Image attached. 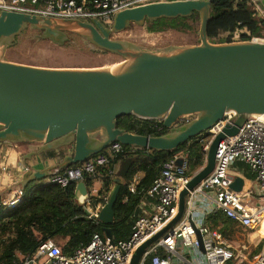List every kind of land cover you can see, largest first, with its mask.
Wrapping results in <instances>:
<instances>
[{
	"label": "water",
	"instance_id": "water-1",
	"mask_svg": "<svg viewBox=\"0 0 264 264\" xmlns=\"http://www.w3.org/2000/svg\"><path fill=\"white\" fill-rule=\"evenodd\" d=\"M210 0L153 2L118 11L110 26L98 18L91 21L45 16L17 10H0V143L28 140L42 143L41 151L69 147L72 151L49 169H63L82 162L117 141L123 145L172 151L181 143L207 133L227 111H234L210 140L204 166L192 175L190 189L215 166L219 142L233 136L250 115L264 114V42L236 40L213 42L208 38ZM199 16L198 43L166 50L139 48L131 42L112 39L131 24L146 20ZM31 27L62 44L74 33L89 44L116 54L121 60L110 66L51 67L4 58L9 41ZM160 119L169 129L162 135H141L117 127L124 115ZM191 117L182 123L185 117ZM130 158L121 161L117 176L98 220L113 222V206ZM34 174L31 180L45 178ZM239 176L231 184L242 189ZM183 189L177 214L133 252L129 264H139L145 249L180 219L184 209ZM84 180L74 188L78 203L88 197ZM86 213H89L86 210ZM138 213L137 209L135 215ZM104 235L114 243L110 227ZM200 249L201 235L197 233Z\"/></svg>",
	"mask_w": 264,
	"mask_h": 264
},
{
	"label": "built area",
	"instance_id": "built-area-1",
	"mask_svg": "<svg viewBox=\"0 0 264 264\" xmlns=\"http://www.w3.org/2000/svg\"><path fill=\"white\" fill-rule=\"evenodd\" d=\"M176 0H0V10H17L45 16L75 18L91 21L98 18L105 25L113 21L114 15L123 9L153 2ZM254 4L255 1L251 0ZM29 5H40L39 9ZM256 17H264V9L254 8ZM251 36L246 28H236L219 35L229 37L230 41L253 40L264 42V35ZM191 117H185L182 123ZM234 111H227L221 120L211 127L203 148L207 152L210 140L225 124H231ZM123 151V144L113 142L103 151L86 160L63 169H53L47 183L62 188L71 183L94 177L101 168L106 176L112 178L117 169L113 163L116 154ZM236 160L246 163L255 174L259 201L255 192L235 191L231 184L235 180L230 167ZM5 169V168H4ZM193 174L189 172L187 157L179 152L163 161L146 194L154 199L152 212L140 214L132 225L127 239L111 243L106 236L94 233L90 241L77 247L72 254L66 255L53 240L41 241L31 255L19 256L12 264H129L133 252L149 237L160 231L178 212L179 196H184V209L177 223L150 244L143 252L139 264H229L237 259L240 250L229 241L219 229L210 227L206 221L216 216L228 218L244 227L247 231L257 229L264 237V120L259 115H250L238 132L222 139L217 147L215 166L210 174L197 185L188 188ZM135 186L131 184L130 191ZM24 197V190L17 188L8 198L0 200V207L10 210L18 207ZM103 203L87 213L88 218L98 220ZM99 221V220H98ZM197 233L201 235L203 250ZM258 238V240L260 239ZM250 264H264V255L249 261ZM0 264H5L0 259Z\"/></svg>",
	"mask_w": 264,
	"mask_h": 264
},
{
	"label": "trees",
	"instance_id": "trees-1",
	"mask_svg": "<svg viewBox=\"0 0 264 264\" xmlns=\"http://www.w3.org/2000/svg\"><path fill=\"white\" fill-rule=\"evenodd\" d=\"M210 1V20L207 30L211 41L219 34L236 28H246L251 36L260 35L264 29V17L255 16L248 4L249 0ZM145 25L149 32H162L167 29L190 32L198 28L199 16L193 12L188 17L146 20ZM251 36L243 34L242 38L249 39ZM227 41H230L229 37L219 42ZM91 46L98 53L109 54L106 50ZM117 127L135 134L150 136L169 132L160 119L140 118L132 114L118 118ZM207 137V133H202L181 143L172 151L149 148L130 151L133 146L123 145V151L114 156L113 163L125 158H130L131 161L113 206L114 217L111 224H103L94 218H88L86 213V210L94 208L97 203H105L112 188V180L108 176L103 180V188L96 195L89 194L83 203H78L74 198V183L62 188L44 181L28 187L18 207L4 210L0 214V259L5 264H12L13 260L18 261V255H31L39 243L46 239L53 240L64 254L70 255L80 245L87 244L94 233L104 237L103 227L111 228L114 241L127 239L131 234L134 221L140 215V211L138 215H135L136 208L139 207L142 199L147 198L146 192L163 161L177 152H182L188 159L189 172L197 170L203 164L207 153L203 148ZM60 154L64 156L63 152ZM100 171L106 175L104 168ZM138 172H142L143 175L132 192L130 185L135 183ZM88 179L86 178L85 181L87 182ZM213 219L209 222L210 227H215L217 224ZM222 222L227 226L230 219L224 218ZM233 234L231 231L228 234L229 238H232ZM262 240H258V245H262L261 242L264 241ZM145 264L150 263L147 261Z\"/></svg>",
	"mask_w": 264,
	"mask_h": 264
},
{
	"label": "rangeland",
	"instance_id": "rangeland-1",
	"mask_svg": "<svg viewBox=\"0 0 264 264\" xmlns=\"http://www.w3.org/2000/svg\"><path fill=\"white\" fill-rule=\"evenodd\" d=\"M253 1H255V4L251 0L248 1L253 11H255L254 8L256 7L264 9V0ZM29 7L39 9L41 6L29 5ZM106 24H108L107 26L110 25L109 22ZM197 31L198 28L190 32L175 29H167L162 32H149L145 24H131L125 30L112 34L111 38L131 42L139 48L161 51L177 45L198 43ZM261 33L264 35V29ZM219 35L213 38V42H219L226 38L223 36L219 37ZM4 58L15 62L51 67L110 66L121 60V57L116 54H102L94 51L91 44L75 34L67 33L63 43L58 44L45 38L42 31L31 27L23 29L18 36L8 42ZM71 151V148H67L66 152L70 153ZM117 173L118 170L116 171ZM245 188L255 191L257 189L256 182L247 180ZM248 201L255 202L252 198H248ZM4 210L5 207H0V214ZM257 229L248 232L242 245H237V242L235 243L237 245L236 248L241 253H238L237 259H233L229 264H250L249 261H252V259L259 257V255H264V246L261 248V245H258L259 241H250L262 236ZM220 230L224 232L227 239H231L224 226L220 227Z\"/></svg>",
	"mask_w": 264,
	"mask_h": 264
},
{
	"label": "crops",
	"instance_id": "crops-1",
	"mask_svg": "<svg viewBox=\"0 0 264 264\" xmlns=\"http://www.w3.org/2000/svg\"><path fill=\"white\" fill-rule=\"evenodd\" d=\"M41 148L42 143L28 140H20L18 142L6 141L0 143V200L10 197L12 195V192L17 188H22L24 192H26V189L28 187H32L40 182H47V177L53 170H50L49 167L57 165L59 162H61L63 156H61L60 152H63L65 156L66 154H68L66 151L69 147H63L61 149L48 150L43 152L41 151ZM135 150H138V147L133 146L130 148V151ZM122 160H118L114 163L117 170L119 169L118 165L120 167ZM205 161L206 155L203 164L197 170L190 172V174H194L195 172L200 170L204 166ZM230 172L232 175H234L235 178L239 176L243 179L242 189L240 191L253 190L245 188L247 180L256 182L254 172H252V170L246 163L241 160H236L230 167ZM36 173L40 175L43 174L46 177L39 180H31L32 176ZM142 175V172L137 173L135 183H132L134 184V186L136 185L139 178L142 177ZM116 176L117 174H115V176L111 178L112 188L114 185L113 179ZM105 177L107 176L103 174L102 171H100L94 177L89 178L87 182L85 181L89 190V194L96 195L98 191L103 188V180ZM254 192L255 197H252V199H254L255 202H258L260 195V193L258 192V188L255 189ZM153 203L154 199L147 195V198L140 201L138 207L139 209H136L137 211H140V214L152 212ZM91 209L93 208H89V210ZM136 215H138V213ZM222 219L224 218L216 216V219L213 220H216L217 224L213 228L220 230V227L224 226L227 233H230L231 231L234 233L233 237L228 240L233 242L234 245H242L243 240L249 231H244V227L234 223L231 220L228 225L225 226L222 222ZM210 220H212V218H209L206 221L208 225L210 224ZM258 238L250 241L258 242ZM260 239L264 240V237H260ZM261 243L262 248L264 246V242Z\"/></svg>",
	"mask_w": 264,
	"mask_h": 264
},
{
	"label": "bare ground",
	"instance_id": "bare-ground-1",
	"mask_svg": "<svg viewBox=\"0 0 264 264\" xmlns=\"http://www.w3.org/2000/svg\"><path fill=\"white\" fill-rule=\"evenodd\" d=\"M264 120V114L259 115Z\"/></svg>",
	"mask_w": 264,
	"mask_h": 264
},
{
	"label": "clouds",
	"instance_id": "clouds-1",
	"mask_svg": "<svg viewBox=\"0 0 264 264\" xmlns=\"http://www.w3.org/2000/svg\"><path fill=\"white\" fill-rule=\"evenodd\" d=\"M110 25H111V24H110ZM110 25H109V26H110ZM84 181H85V180H84ZM75 184H76V183H75ZM103 205H104V204H103ZM88 211H90V210H88ZM104 236H105V235H104Z\"/></svg>",
	"mask_w": 264,
	"mask_h": 264
}]
</instances>
